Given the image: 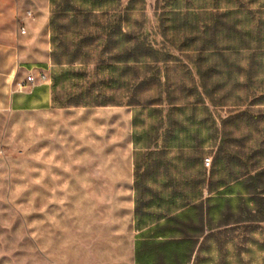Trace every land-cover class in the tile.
<instances>
[{
	"label": "crops",
	"instance_id": "crops-1",
	"mask_svg": "<svg viewBox=\"0 0 264 264\" xmlns=\"http://www.w3.org/2000/svg\"><path fill=\"white\" fill-rule=\"evenodd\" d=\"M145 1L148 15L156 0ZM159 1L164 6L163 0L154 6V28ZM230 7L221 5V10ZM236 11H264V0H235ZM52 12L51 0H0V116L92 108L55 105L52 76L62 66L55 65L52 57ZM175 56L184 62H172L174 70L188 65V80L199 86L185 54ZM235 60L242 68L240 73L235 70L239 76L235 91L247 93L245 101L235 103V181L227 182L228 170L214 166L217 147L190 142L191 128L173 134L174 139L188 142L168 148L164 133L149 132L152 120L146 119L144 126L135 124L134 107H101L125 110L130 133L125 165L92 164L88 169L98 171L89 178L104 182L106 202L116 212L105 227L120 229L126 238L110 244L118 247V255L109 254L108 243L104 245L106 254L98 264H264V194L255 196L247 180L264 169V127H260L264 124V45L258 51L235 53ZM41 74L46 75L45 82L28 81L29 76L38 80ZM207 106L220 129L218 145L223 137L222 117L215 114L217 107ZM208 156L210 167L205 165ZM225 199H232L231 210L222 207ZM213 204L216 211L209 213Z\"/></svg>",
	"mask_w": 264,
	"mask_h": 264
},
{
	"label": "trees",
	"instance_id": "trees-1",
	"mask_svg": "<svg viewBox=\"0 0 264 264\" xmlns=\"http://www.w3.org/2000/svg\"><path fill=\"white\" fill-rule=\"evenodd\" d=\"M162 2L152 32L145 0H51L52 57L62 66L52 76L55 105L134 107L135 124L152 120L149 132L164 133L168 148L188 142L173 134L191 128L190 142L217 147L214 166L228 170L227 182L235 181V103L247 99V93L235 91V70H242L235 53L263 48L264 11L235 12V0ZM177 52L194 66L199 86L188 80V65L174 70L172 62H184ZM207 104L230 108L220 119L218 145L220 129ZM247 180L255 196L264 194V169ZM223 201L231 210L232 199ZM212 211L215 204L209 205Z\"/></svg>",
	"mask_w": 264,
	"mask_h": 264
},
{
	"label": "rangeland",
	"instance_id": "rangeland-1",
	"mask_svg": "<svg viewBox=\"0 0 264 264\" xmlns=\"http://www.w3.org/2000/svg\"><path fill=\"white\" fill-rule=\"evenodd\" d=\"M157 1L148 7L152 32ZM126 114L92 107L0 116V264H98L107 243L109 254H119L110 244L126 238L105 227L116 212L104 182L89 178L98 171L88 169L125 165Z\"/></svg>",
	"mask_w": 264,
	"mask_h": 264
},
{
	"label": "built area",
	"instance_id": "built-area-1",
	"mask_svg": "<svg viewBox=\"0 0 264 264\" xmlns=\"http://www.w3.org/2000/svg\"><path fill=\"white\" fill-rule=\"evenodd\" d=\"M24 31V29H22ZM28 81L31 83H36V82H45L46 81V75L45 74H41L40 78L38 80H36V78L34 76H29L28 77ZM212 163V159L211 158H206L205 159V165L207 167H210Z\"/></svg>",
	"mask_w": 264,
	"mask_h": 264
}]
</instances>
